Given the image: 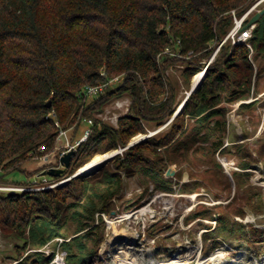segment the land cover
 <instances>
[{
  "label": "rangeland",
  "instance_id": "1",
  "mask_svg": "<svg viewBox=\"0 0 264 264\" xmlns=\"http://www.w3.org/2000/svg\"><path fill=\"white\" fill-rule=\"evenodd\" d=\"M257 2L247 20L264 9V0H251L250 5ZM256 22L261 34L264 12ZM233 24L231 13L223 37ZM222 38L214 39L209 55L195 63L189 60L194 53L164 50L168 59L162 61L163 73L173 85V98L163 115L139 117L143 129L125 144L94 153L65 176L42 180L49 167H63L60 156L69 149L75 151L95 120L98 126L104 122L117 128L121 116H136L133 97L126 93L92 104L78 125L59 131L51 151L20 164L26 174L18 169L5 174L0 196L51 188L81 177L90 184L85 195L95 208L84 210L82 205L89 202L84 198L76 210L63 211L57 232L47 235V229L40 230L35 239L29 227L22 232V221L0 208V264L32 263L39 256L47 259L45 264H66L64 241L82 234L86 248L96 250L93 264H264V50L257 51L249 40L248 44L240 42L247 47L252 66L250 85L244 91L233 85L221 91L213 107L222 114L209 121H223L222 125L210 129L206 120L200 122L197 116L184 113L182 101L191 93L195 77L198 75L194 90L202 85L207 68L220 58L221 49L235 44L230 38L221 44ZM114 77L117 81L107 83L102 93L119 83L123 74ZM162 98L163 94L157 101ZM93 99L88 96L85 103ZM150 138L164 139L165 143L143 147L144 158L134 165H120L118 157L131 146L145 145ZM96 155L104 156L82 170ZM111 174L120 179L118 191L101 211L104 195L95 192L114 187ZM93 237L98 244L94 245Z\"/></svg>",
  "mask_w": 264,
  "mask_h": 264
},
{
  "label": "trees",
  "instance_id": "2",
  "mask_svg": "<svg viewBox=\"0 0 264 264\" xmlns=\"http://www.w3.org/2000/svg\"><path fill=\"white\" fill-rule=\"evenodd\" d=\"M250 3L251 0H0V181L7 180L8 172L21 170L20 164L28 158L51 151L59 131L78 125L92 104L126 93L133 97L136 116H121L117 128L104 122L98 126L95 120L86 139L72 154L69 166L57 175L47 174L48 168L45 175L65 176L94 153L125 144L143 129L139 117L163 115L173 98V85L163 73L162 61L168 59L164 50L194 53L189 59L192 63L208 56L209 44L227 31L230 11L241 15ZM256 21L249 41L261 51L264 29L258 34ZM230 47L221 49L220 58L207 68L202 85L183 103L185 114L197 116L200 122L206 120L210 129L223 123L209 121L222 114L213 107L221 91L232 85L244 91L250 85L252 66L247 60V47L241 43ZM117 74H123L117 85L85 103L81 90L86 85L102 83ZM162 94L164 99L157 101ZM164 143V139L150 138L145 145L131 146L122 158L118 157L119 163L125 167L134 165L144 158L143 147ZM109 180L115 182L114 187L95 192L104 195L101 211L108 208L106 202L118 191L120 179L111 174ZM89 186L88 180L73 177L63 185L1 195L0 208L22 221V232L29 227L35 239L40 230L47 229V235L57 232L63 211L71 207L76 210L84 198L89 202L82 205L83 209H94L92 199L85 195ZM84 237L82 234L64 241L66 264H93L97 253L95 248H86ZM93 243L98 244V240ZM46 260L39 256L26 264H45Z\"/></svg>",
  "mask_w": 264,
  "mask_h": 264
},
{
  "label": "built area",
  "instance_id": "3",
  "mask_svg": "<svg viewBox=\"0 0 264 264\" xmlns=\"http://www.w3.org/2000/svg\"><path fill=\"white\" fill-rule=\"evenodd\" d=\"M261 1V0H260ZM255 4L249 5L245 11L241 15H236L234 10H231L232 15L234 16V24L231 29V31L220 40V43L222 44L225 42L228 38L231 39L232 43H245L248 44V40L252 35V28L255 25V22L249 24L248 26H244L245 20H247V17L251 13V11L255 8ZM112 81H117V77L114 78H109L105 82L99 83V84H92V85H86L82 90H81V95L84 97L88 96H94L103 91V87ZM88 123H91V120H87ZM60 132H64V130H60ZM88 133V130L85 131V134ZM42 180L44 182H47V176L44 175Z\"/></svg>",
  "mask_w": 264,
  "mask_h": 264
},
{
  "label": "water",
  "instance_id": "4",
  "mask_svg": "<svg viewBox=\"0 0 264 264\" xmlns=\"http://www.w3.org/2000/svg\"><path fill=\"white\" fill-rule=\"evenodd\" d=\"M264 12V9H262L261 11L259 12H256L254 13L253 15H251V17L247 20V22L244 24V26H248L249 24L255 22L259 15L261 13ZM195 86L191 85L190 89H189V93L192 92L194 90ZM184 102V101H183ZM47 105H49V101L47 102ZM131 143H129L128 145H130ZM74 153V150L73 149H69L68 151H66L64 154H62L59 158V162L60 164L63 166V167H54V166H51L49 167V169L47 170V174L49 175H57L60 173V171L63 169V168H66L69 166V163H70V158L72 156V154Z\"/></svg>",
  "mask_w": 264,
  "mask_h": 264
},
{
  "label": "bare ground",
  "instance_id": "5",
  "mask_svg": "<svg viewBox=\"0 0 264 264\" xmlns=\"http://www.w3.org/2000/svg\"><path fill=\"white\" fill-rule=\"evenodd\" d=\"M197 77H198V75H197ZM197 77H195V79H197ZM195 79L193 80V86H195V83H196ZM103 156L102 155H96L93 160L91 159L92 161H89L87 164H85V166L81 167V169L82 170L89 169L90 167L94 166L98 161H100L103 158Z\"/></svg>",
  "mask_w": 264,
  "mask_h": 264
}]
</instances>
